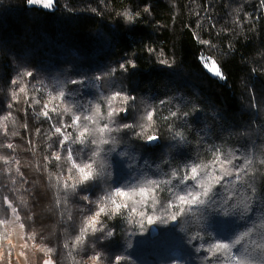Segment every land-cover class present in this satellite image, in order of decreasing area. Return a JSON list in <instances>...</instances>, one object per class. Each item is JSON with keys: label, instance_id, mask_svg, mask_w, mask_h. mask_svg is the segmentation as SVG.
<instances>
[{"label": "trees", "instance_id": "trees-1", "mask_svg": "<svg viewBox=\"0 0 264 264\" xmlns=\"http://www.w3.org/2000/svg\"><path fill=\"white\" fill-rule=\"evenodd\" d=\"M201 57L217 61L226 79L214 76ZM25 69L34 78H21ZM97 75L104 78L96 80ZM72 79L83 83L71 84ZM20 87L27 91L19 93ZM61 90L77 114H89L96 103L102 105L103 114L106 105L101 96L110 91L135 96L127 113L116 118L117 124L135 123L143 107L151 105L158 113L155 126L160 137L154 144L173 143L170 126L184 133L186 142L179 146L178 155L177 150L160 151L159 145L151 148L130 139L129 129L112 132L117 142L101 145V157L112 173L105 182L108 191L171 180L154 191L160 201L155 208L149 199L134 204L137 211L158 217L174 200L173 192L182 194L189 186L197 190L194 181L181 184L171 172L189 162L209 163L216 149L234 153L236 169L251 160L243 182L229 176L214 187V207L223 209L224 202L226 215L234 221L229 234L210 235L199 212L175 221L166 217L167 223L159 219L147 223L129 209L114 219L101 214L99 221L108 226L105 231L84 232L83 243L76 244L81 229L88 227L87 218L98 210L81 196L87 192L90 200H96L105 194V187L99 181L74 190L64 187L70 165L54 159L57 152L66 153L53 126L61 119L69 122L68 117L50 113L49 119L40 114L49 94ZM13 93L19 94L13 98ZM171 112H177V117H170ZM184 112L188 115H181ZM67 147L74 156L80 150L84 159L92 150V146L70 143ZM261 160L264 0H55L52 9L27 0H0V238L5 253L0 264H21L2 225L3 216L10 214L6 200L25 228L22 254L29 264H84L97 251L104 253L105 264H113L117 256L126 257L119 264H172L174 260L214 264L226 257L212 256L210 244L216 239L231 243L241 236L233 253L242 247L251 250L264 244ZM242 200L246 208L236 207ZM236 209L246 210L240 215ZM111 228L116 229L114 236L101 243L100 237Z\"/></svg>", "mask_w": 264, "mask_h": 264}, {"label": "snow or ice", "instance_id": "snow-or-ice-1", "mask_svg": "<svg viewBox=\"0 0 264 264\" xmlns=\"http://www.w3.org/2000/svg\"><path fill=\"white\" fill-rule=\"evenodd\" d=\"M29 4L32 5H42L44 8H52L55 4V0H27ZM147 11V9H145ZM124 15L132 20L133 16L130 13L125 12ZM201 43H208L207 41H201ZM201 62L204 67L208 68L210 72L219 79H226L221 67L217 63V61L212 60L210 57H201ZM131 63V62H129ZM161 63L167 64L168 61L162 60ZM121 68H125L124 64L120 65ZM23 77H33L34 73L32 71H26L21 73V78ZM19 80H14L13 83H19ZM83 83V81H73L72 84ZM27 91L26 87H20L19 93H25ZM19 93H13V98H15ZM135 98L130 99L129 96H122L121 92H117L114 96L108 97L104 100V104L106 105V111L102 114V105L100 103L95 104L92 108L89 109V114H77L75 111V107L70 106L65 100V92L59 91L58 94L52 95L49 94L47 101L43 104V110L41 111V115L46 118L52 119L50 113H56L61 118L64 116L68 117L69 122H65L61 119L58 122V126L54 125V134L58 135L60 140L63 143L65 148L66 155L62 156L60 152H57L54 159L55 161L65 160V157H68V161L72 162V170H76L78 175L80 176V182L68 184L67 180H72L70 176L67 177V180L63 181L65 188L75 189L77 185H84L91 181L92 172L89 171L91 168V164L81 166L80 156L78 155L80 150H77V154L74 156L73 150L71 149V154H69V147L67 145H80V146H92V150L88 155V159H91V153L95 152L100 144L104 143L105 140L112 138L111 133L114 132V127L116 131L119 130V124L116 122V118L121 115V113H125L128 111V108H120L117 110L116 104H129L130 101H134ZM37 104H40V100L35 101ZM160 103H164L161 101ZM153 107L151 105H147L144 109V116L141 118L144 121L145 126L151 127L156 123L155 117L158 115L155 111H153ZM183 116H187L188 113H181ZM170 117H177V112H171ZM4 119H8V117H4ZM101 121L104 123L101 124ZM124 127L129 130H133L132 125H128L124 123ZM74 130V131H71ZM171 135L176 142V144H180L181 142H186V137L184 133L179 130H172ZM160 139L159 136L154 134H148L146 139L144 140L145 144H154ZM9 148L13 147L11 144L8 145ZM82 150V149H81ZM236 156L232 152L221 151L216 149L213 151L212 159L209 163H205L203 161L193 163L192 167H188V165H184V168H177L174 172H171V176L179 173L178 179L181 181L184 179L185 175L194 176L197 179L201 177H206L205 182L202 183L200 191L205 193L209 201L215 200L214 194V185L220 184L225 177L233 176L236 180L243 182V176L246 170L249 169L252 164L251 160H247L244 165L236 169L234 166V161ZM66 161V162H68ZM261 164H264V160H261ZM232 166V167H229ZM57 179H61L58 177ZM187 181H193V179L189 178ZM171 181L168 182L170 184ZM232 187H235V183H233ZM159 187L155 186V181H147L144 185L139 187L130 188L128 190L117 188L114 193L108 192L106 193V199L101 201L98 206V210L91 216L87 218V228L81 229V235L77 238L76 244H80L83 239V233L87 232L89 229H95L98 223L99 217L101 214L105 216H109L112 213L116 215H124V211L129 210L130 214H135L136 216L142 217L143 220H146L147 223H154L156 219H161V217H154L153 215H149L145 213L143 210L137 211V208L134 204H146L149 199H151L152 203L150 207L154 208L156 206V201L158 198L153 195L154 191L158 190ZM187 189L184 191L186 192ZM172 196L174 197L173 204L171 207L175 209V212L180 211V205L183 204L185 208L189 202L187 196H180L179 193L173 192ZM139 198V199H134ZM201 202H203V196L200 197ZM131 202V203H130ZM160 203V201H159ZM221 206L227 209L224 205V202H221ZM247 206L246 200H242L239 205L236 207H245ZM11 207V204H9ZM12 211L15 212L16 209L12 208ZM164 211L167 212L168 208L165 207ZM172 220H177L176 216L171 217ZM217 247L228 248L227 244H220ZM50 251V250H48ZM96 259H100L97 257ZM45 264H53L52 261H45Z\"/></svg>", "mask_w": 264, "mask_h": 264}, {"label": "clouds", "instance_id": "clouds-1", "mask_svg": "<svg viewBox=\"0 0 264 264\" xmlns=\"http://www.w3.org/2000/svg\"><path fill=\"white\" fill-rule=\"evenodd\" d=\"M29 71L27 69H25L23 72ZM115 69H113V73H114ZM105 76L108 74H104ZM104 78L101 75H97L95 77L96 80H100ZM73 81H77L75 79L69 80V83L72 84ZM109 87H111L109 85ZM117 92H121V91H110L109 94L107 96H101V99L104 101L106 100L108 97L114 96ZM122 96H129L127 94V92H121ZM130 99L135 98V96H129ZM97 104V103H96ZM72 107H75V105H70ZM117 110H119L120 108H125L127 109L128 104H119L117 103L116 105ZM135 110V105L132 106ZM146 106L143 107V114H139V119L133 123V122H129L126 123L128 125H132L133 126V130L129 133V137L130 139H139L141 141H144L146 139V136L148 134H154L159 136V129L158 127L155 126V124L151 127L145 126L144 121L141 119L144 116V109ZM153 111H155V109H153ZM127 113V111L125 112ZM114 131H116L115 127L113 129ZM126 130V128L124 127V124H119V130L116 132H120ZM172 127H169V135L171 140L173 141V143H170L169 145H162V144H148V146H150L151 148H155L158 145L160 146V151L164 150L167 151L168 148H171L173 150H177V155L179 154V146L184 144V142H181L180 144H176V142L174 141L171 132H172ZM117 141L115 140V138H110L104 141V143L100 144L99 147L97 148V150L95 152L91 153V159H84L83 155H81V153H78V155L80 156V164L81 166L83 165H87V164H91V168L89 169V171L92 172V177H91V182H100V185L102 187H105V182L106 180H111L112 178V173L109 171L108 165L106 164V161L101 157V152L103 151L101 145H108V144H113L116 143ZM71 147H69V154H71ZM83 150H81L82 152ZM159 151V152H160ZM65 161H68V157H65ZM70 166L68 167L67 171L69 172V176L72 178V183H77L79 184L80 182V176L78 175V172L76 170H72V162L68 161L67 162ZM188 167H192L193 163L189 162ZM184 166H182V170H183ZM172 172L175 173V169L172 170ZM179 173H176L175 175H172V178H178ZM191 178L193 179V181L195 182V186L197 190H193L190 186L187 188L186 192H183L182 194H179L180 196H187L189 199V202L187 204V207L185 208V206L183 204L180 205V211L179 212H175L173 211V208L171 207V205L173 204V201H169L166 205V207L168 208V211L165 212L163 211L158 217H161V222L163 223H167V218H170L172 220V216H176L177 219L180 217H184L187 216L188 214H192L195 215L196 212L200 213V216L204 219L205 223L203 225L205 231H207L210 235H212L213 233H216L217 235H228V229L231 227V225L234 223V221L229 218L226 214L228 212V209H221L219 207H214L216 205V200H212L211 202L209 201L208 196L200 191L201 185L203 182H205L206 177H201L200 179H197L194 176H189V175H185L184 179L180 181L181 184H186L187 180ZM150 181H155V186L156 187H160L161 184H165L171 180H167V181H156V180H150ZM215 186V185H214ZM120 189H124L122 187H119ZM117 188H112L111 191H108L107 188L105 187V194L108 192H112L114 193L116 191ZM162 190V189H161ZM253 193L255 194V189H253ZM102 195L100 196L98 199L96 200H90L89 193H85L84 195L81 196V199H83L84 201L88 202V203H93L96 204L97 206H99V204L101 203V201H104L106 199V195ZM203 196V202H201L200 197ZM156 204L159 203V200H157L155 202ZM194 206H195V211H194ZM155 208V207H154ZM246 209H236L235 211L242 215L243 211H245ZM116 216L115 213H112L111 215H109V219H114ZM99 223V227L95 228V229H89L92 233L95 232H104L105 229L108 227L107 224L100 222L98 220ZM88 230V231H89ZM116 229L115 228H111L108 229V231L105 233V236L100 237V241L101 243H103V241L106 238H111L114 236ZM248 233H244V235L246 236ZM243 239V237H237L235 240H233L231 243L229 242H225L224 240H220V239H216L214 240L209 248L208 251L211 253L212 256H217V254H220L221 256L226 257V259H217L216 261H214V264H264V244H257L255 245V247H253L251 250H249L248 247H242L241 250L237 251L236 253H233V247L234 245H238L241 243V240ZM261 240L264 241V236L261 237ZM83 241L80 243L82 244ZM220 244H227L229 245L228 248H223V247H217V245ZM94 247V246H93ZM130 247V245H129ZM104 256L103 252L97 251L95 252L94 255L90 256L88 261H84V264H105L104 260L101 259V257ZM97 257H100V259H96ZM126 259V257L124 256H117L115 258V260L113 261V264H119L120 260H124ZM77 264H79V262H77ZM172 264H179L178 261H172Z\"/></svg>", "mask_w": 264, "mask_h": 264}, {"label": "rangeland", "instance_id": "rangeland-1", "mask_svg": "<svg viewBox=\"0 0 264 264\" xmlns=\"http://www.w3.org/2000/svg\"><path fill=\"white\" fill-rule=\"evenodd\" d=\"M35 6H42V5H35ZM43 7V6H42ZM52 9V8H46ZM10 201L6 200V207L9 209V216H3L2 225L6 233L9 235L8 242L13 246L14 250L16 251L17 259L21 264H29L26 256L22 254V248L25 246V228L21 223L20 217L17 213L12 211L14 208L11 204L9 207ZM5 258V253L2 248L1 238H0V260Z\"/></svg>", "mask_w": 264, "mask_h": 264}]
</instances>
